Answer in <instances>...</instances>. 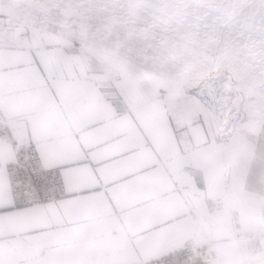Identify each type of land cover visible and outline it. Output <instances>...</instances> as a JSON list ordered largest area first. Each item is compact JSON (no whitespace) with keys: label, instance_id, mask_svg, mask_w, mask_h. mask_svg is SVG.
Segmentation results:
<instances>
[{"label":"snow or ice","instance_id":"obj_1","mask_svg":"<svg viewBox=\"0 0 264 264\" xmlns=\"http://www.w3.org/2000/svg\"><path fill=\"white\" fill-rule=\"evenodd\" d=\"M0 264H264V0H0Z\"/></svg>","mask_w":264,"mask_h":264}]
</instances>
